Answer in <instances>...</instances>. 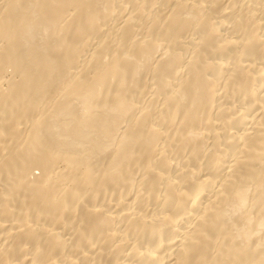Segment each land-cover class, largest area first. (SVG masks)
Here are the masks:
<instances>
[{"label":"bare ground","instance_id":"obj_1","mask_svg":"<svg viewBox=\"0 0 264 264\" xmlns=\"http://www.w3.org/2000/svg\"><path fill=\"white\" fill-rule=\"evenodd\" d=\"M0 264H264V0H0Z\"/></svg>","mask_w":264,"mask_h":264}]
</instances>
